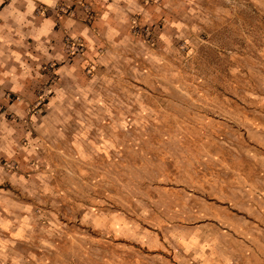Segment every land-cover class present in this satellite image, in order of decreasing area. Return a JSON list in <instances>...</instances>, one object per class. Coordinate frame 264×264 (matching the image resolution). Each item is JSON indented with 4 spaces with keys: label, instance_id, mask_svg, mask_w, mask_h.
I'll return each mask as SVG.
<instances>
[{
    "label": "clouds",
    "instance_id": "obj_1",
    "mask_svg": "<svg viewBox=\"0 0 264 264\" xmlns=\"http://www.w3.org/2000/svg\"><path fill=\"white\" fill-rule=\"evenodd\" d=\"M0 264H264V0H0Z\"/></svg>",
    "mask_w": 264,
    "mask_h": 264
}]
</instances>
